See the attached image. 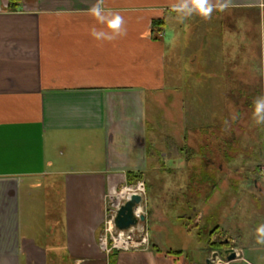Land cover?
Masks as SVG:
<instances>
[{
  "label": "crops",
  "instance_id": "crops-1",
  "mask_svg": "<svg viewBox=\"0 0 264 264\" xmlns=\"http://www.w3.org/2000/svg\"><path fill=\"white\" fill-rule=\"evenodd\" d=\"M175 2L104 0L124 17L127 36L102 42L89 34L104 27L88 13L96 0H0V264H206L219 251L209 244L218 226L237 252L228 261L219 251L223 264H264L255 229L245 235L210 205L216 159L186 154L200 126L162 108L156 123L149 118V95L166 90ZM228 10L264 14V0H232ZM177 163L189 180L171 206L177 222L156 213L148 245L108 250L107 200L128 185L127 172L143 173L148 194L151 178Z\"/></svg>",
  "mask_w": 264,
  "mask_h": 264
},
{
  "label": "rangeland",
  "instance_id": "rangeland-1",
  "mask_svg": "<svg viewBox=\"0 0 264 264\" xmlns=\"http://www.w3.org/2000/svg\"><path fill=\"white\" fill-rule=\"evenodd\" d=\"M165 40L169 44L166 90L149 95V118L156 123L162 108L171 113L170 118L182 114L184 124L200 126L196 135L187 136L186 154L201 151L208 159H216L211 169L217 173L219 188L210 205L223 209V223L237 224L247 235L251 228L264 224V125L252 118L254 99L264 95V14L226 10L213 12L209 20L194 14L183 21L173 16L166 23ZM173 168L164 178H151L141 205L150 235L154 232L150 220L156 213L167 212L173 224L177 222V199L181 204L185 197L180 191H186L189 180L183 176V166L177 163ZM202 169L200 164L199 174ZM228 173L233 186L226 183ZM127 186L107 200L108 220L116 204L122 205L129 197ZM150 210L153 214L147 220ZM167 238L174 243L180 239L177 234ZM107 248L114 249L111 239Z\"/></svg>",
  "mask_w": 264,
  "mask_h": 264
},
{
  "label": "clouds",
  "instance_id": "clouds-1",
  "mask_svg": "<svg viewBox=\"0 0 264 264\" xmlns=\"http://www.w3.org/2000/svg\"><path fill=\"white\" fill-rule=\"evenodd\" d=\"M104 0H96L88 13L103 28L93 26L89 34L97 41L113 42L127 36V27L124 17L119 12L105 10ZM171 10L178 14V19L183 21L194 14L203 20L211 19L214 11L225 12L232 7V0H177L171 4ZM236 117H233L235 119ZM252 118L258 125H264V95L258 96L253 101ZM227 124V121H225ZM255 243L264 245V224L255 229ZM219 264V262H217Z\"/></svg>",
  "mask_w": 264,
  "mask_h": 264
},
{
  "label": "built area",
  "instance_id": "built-area-1",
  "mask_svg": "<svg viewBox=\"0 0 264 264\" xmlns=\"http://www.w3.org/2000/svg\"><path fill=\"white\" fill-rule=\"evenodd\" d=\"M126 192L130 193L131 195L127 198V200L133 195V194H140L144 198L146 197L147 193V186L146 182L143 179H140L137 181L136 184L129 185L125 188ZM140 205L135 209V215L139 219V222L137 225L131 227L129 230H119L115 225V216L118 212V209L121 205L116 204L115 209L113 208L111 210V219L106 220V226L105 231L103 234V242L105 243V246L108 247L109 240L112 241V246L114 249H133V248H139L143 247L149 244L150 242V234L148 230V226H146V213ZM145 216V220H141V216ZM148 225V224H147ZM140 236V238H139ZM106 247V248H107ZM108 250H111L107 248Z\"/></svg>",
  "mask_w": 264,
  "mask_h": 264
},
{
  "label": "water",
  "instance_id": "water-1",
  "mask_svg": "<svg viewBox=\"0 0 264 264\" xmlns=\"http://www.w3.org/2000/svg\"><path fill=\"white\" fill-rule=\"evenodd\" d=\"M143 197L140 194H133L128 200H126L118 209L115 216V225L119 230H129L131 227L138 224L139 219L135 215V209L142 202ZM141 220H145V216H141ZM225 258L228 261L235 260L237 258V252L234 248H228L224 251ZM220 260V261H219ZM223 264L221 260V253L219 251L213 252L210 258L207 259L206 264Z\"/></svg>",
  "mask_w": 264,
  "mask_h": 264
},
{
  "label": "trees",
  "instance_id": "trees-1",
  "mask_svg": "<svg viewBox=\"0 0 264 264\" xmlns=\"http://www.w3.org/2000/svg\"><path fill=\"white\" fill-rule=\"evenodd\" d=\"M161 21H155L153 24L154 26L160 25ZM168 142L175 148H178L177 142L173 138L168 137ZM143 173L142 172H136V171H128L127 172V184L128 185H133L135 184L138 180L142 179ZM210 239H209V244L212 249H216L219 251H224L228 247H231L232 244L231 242L227 241L225 237L222 236L221 229L220 227H216L210 232ZM168 252H173V250H168ZM175 253H180V251H174Z\"/></svg>",
  "mask_w": 264,
  "mask_h": 264
},
{
  "label": "bare ground",
  "instance_id": "bare-ground-1",
  "mask_svg": "<svg viewBox=\"0 0 264 264\" xmlns=\"http://www.w3.org/2000/svg\"><path fill=\"white\" fill-rule=\"evenodd\" d=\"M126 193H127V192H126ZM127 194H128V196H130V195H131L129 192H128Z\"/></svg>",
  "mask_w": 264,
  "mask_h": 264
}]
</instances>
